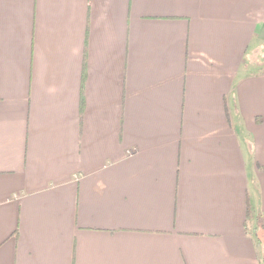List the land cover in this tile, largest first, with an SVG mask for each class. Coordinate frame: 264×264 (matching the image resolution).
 <instances>
[{
  "label": "crops",
  "instance_id": "crops-1",
  "mask_svg": "<svg viewBox=\"0 0 264 264\" xmlns=\"http://www.w3.org/2000/svg\"><path fill=\"white\" fill-rule=\"evenodd\" d=\"M248 206L264 0H0V264H264Z\"/></svg>",
  "mask_w": 264,
  "mask_h": 264
},
{
  "label": "rangeland",
  "instance_id": "rangeland-1",
  "mask_svg": "<svg viewBox=\"0 0 264 264\" xmlns=\"http://www.w3.org/2000/svg\"><path fill=\"white\" fill-rule=\"evenodd\" d=\"M263 224V223H262ZM248 230L250 233H252V235L254 236V239H258L260 240V242H258V244L256 243V245L258 246V252L260 254V258L263 259V263H264V246H263V232H262V228L260 227V225L256 224L254 227H252V225H248Z\"/></svg>",
  "mask_w": 264,
  "mask_h": 264
},
{
  "label": "trees",
  "instance_id": "trees-1",
  "mask_svg": "<svg viewBox=\"0 0 264 264\" xmlns=\"http://www.w3.org/2000/svg\"><path fill=\"white\" fill-rule=\"evenodd\" d=\"M253 219V215H252V210L251 208L248 206L247 210H246V217H245V221H244V226L245 228H247V223L251 222ZM260 227L262 228V232H263V240H264V224H259ZM260 242L259 238L256 239V243ZM263 246H264V241H263Z\"/></svg>",
  "mask_w": 264,
  "mask_h": 264
}]
</instances>
